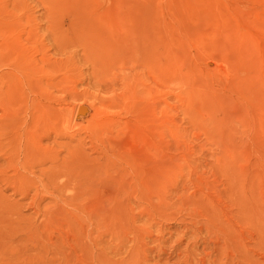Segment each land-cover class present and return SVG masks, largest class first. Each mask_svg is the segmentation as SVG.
I'll list each match as a JSON object with an SVG mask.
<instances>
[{
    "label": "rangeland",
    "instance_id": "374dc122",
    "mask_svg": "<svg viewBox=\"0 0 264 264\" xmlns=\"http://www.w3.org/2000/svg\"><path fill=\"white\" fill-rule=\"evenodd\" d=\"M14 2L0 264H264V0Z\"/></svg>",
    "mask_w": 264,
    "mask_h": 264
},
{
    "label": "bare ground",
    "instance_id": "6f19581e",
    "mask_svg": "<svg viewBox=\"0 0 264 264\" xmlns=\"http://www.w3.org/2000/svg\"><path fill=\"white\" fill-rule=\"evenodd\" d=\"M22 1L24 2V0H20L21 4H22ZM17 2L15 0L14 3L19 4ZM21 4L16 5V7L21 6ZM24 5H26V3ZM4 6H5V4L3 5V7ZM0 7H1L0 9L3 8L2 6H0ZM21 7L24 9V7H26V6H21ZM14 8H15V6H14ZM19 8H17V9H19ZM5 9L6 8H4V10ZM5 11H7V10H5ZM6 13H7V15L12 16L8 12H6ZM0 17L2 18L4 16H0ZM32 17H34V16H32ZM4 19H6V18L4 17ZM4 19L2 18L3 21L0 19L1 20L0 21V69L1 68L6 69V71L0 70V101L3 104H4V101L2 100V97L5 93L9 94V95H13V94L17 95L22 91V89L25 86L32 87V85H33L34 88H40L42 86V83H45L44 80L39 78V69H38L39 65L38 64L40 61H38L36 58L38 51H39L38 39H37L38 36L36 34V33H39V32H36L37 31L36 28H38V27H36V28L29 27V29L30 28L31 29H30V32L28 30V33H29L28 37L30 38L31 45L27 46V44H26L25 45V46H27V48H26V47L22 46L24 44H21V42H20V41H22L21 40L22 36H20V37L18 36V38L16 39V37H14L15 36L14 33H10V34L6 33L7 28L13 29L14 27H13V25H9V21H8V26H7V24H6L7 21L4 23ZM11 19H14V16L11 17ZM11 19H9V20H11ZM15 20L17 21V23L15 22ZM15 20L12 21V22H15V25L18 24V22H20L19 21L20 19L18 20L17 17L15 18ZM31 20L32 19H30V21ZM32 21L36 22L35 18ZM10 24H11V21H10ZM32 24L33 23L31 22V25ZM35 25L37 26V22ZM19 35H21V34H19ZM22 35H24V34H22ZM24 37H25V35H24ZM28 37H26V38L29 41ZM24 41H26V39ZM24 41H22V42H24ZM47 55H49L48 52H47V54H44L42 56L41 62H43V65H45V67H47L48 69H52L54 62L52 60H50V59H52L51 57H50V59H49V57L47 59ZM46 83H47V86L49 88H52L54 85V83L52 82L51 79H47ZM50 100H51V98H50ZM49 110H51V109H49ZM48 116H49V113H47V117Z\"/></svg>",
    "mask_w": 264,
    "mask_h": 264
}]
</instances>
